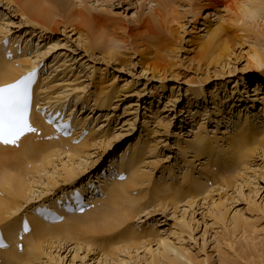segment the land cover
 <instances>
[{
	"label": "rangeland",
	"instance_id": "374dc122",
	"mask_svg": "<svg viewBox=\"0 0 264 264\" xmlns=\"http://www.w3.org/2000/svg\"><path fill=\"white\" fill-rule=\"evenodd\" d=\"M218 1L227 3L230 0ZM2 2L5 1H0V23L3 21L2 24L7 26L9 37L16 41L20 38L22 41L17 43H20L19 49L24 48L31 56L37 55L38 52L43 53L39 58L45 64L40 79L43 84L40 86L46 91L45 94H58L64 101L70 98V109L66 107L67 110H72L75 120L86 119L87 126L84 125L81 132L84 128L89 129V132L83 138L84 141L88 140L89 144L103 141L101 136L105 134L103 138H107L104 140L106 142L117 133L123 134L112 140L109 148L103 147V152L99 148L86 145L84 151L97 163L96 167L87 170L82 178H77V183L83 181L81 185L85 188L87 178L91 176L89 173L98 176L104 169L109 171V174L112 173V167L108 170L110 160L120 157L127 142L145 140L144 144L151 149L147 150L145 147L146 152L139 163L141 171L150 178V183L137 188L139 192L134 194L142 199L140 204L144 213L139 219L130 222L128 220L127 225L122 226L123 230L136 237L135 243L164 238L171 250L180 255L174 256V253H171L170 258H175L174 264H264V143L256 154L230 168H223L219 163L213 167L209 163L212 179L219 176L220 182L205 178L207 169L199 170V163L203 164V160H207L204 154L197 160L194 159L193 152L184 153L182 150L184 148L186 151L184 142L191 141L196 133L210 139L214 134L219 137L223 130L233 135L229 125L224 127V122L219 127L220 133L214 132L217 126L214 120L221 118L213 115L211 94L217 95L215 105L221 102L220 108L225 113L229 110L228 106L239 98L243 101L240 104L247 105L248 108L253 104L252 112L264 120V112H258L264 111V104L260 103L264 96L261 91L264 89V82L260 83V95L256 96L252 89L257 87L259 78L243 73L246 64L243 56L249 45H258L264 52V10L254 20L247 19L243 23L244 27L240 23H224L226 35L221 40L228 47V55L225 56L227 58L218 56L222 49L220 47L218 55L214 58L216 60L212 63L199 56V49H191L195 45V20L190 15L183 18L191 0H60L62 6L54 13L56 24L50 25L51 30L49 29L54 33L45 32L38 27L32 28L31 25L25 26L24 23L19 27L21 17L13 15V10ZM162 7L164 11H169V16H175L170 23H167L168 16L164 15V19ZM212 9L200 13L196 22L197 35H202L207 25L217 21L219 14L215 16ZM154 10L161 11L159 18L155 16L157 14ZM221 15L224 13L221 12ZM135 18L137 24L134 23ZM182 24L184 26L181 29ZM151 34H155V37ZM50 42H55L57 47L44 54L50 49ZM39 60L37 58L36 62L39 63ZM200 87L206 97L196 101L192 91ZM70 88H79L80 91L72 95ZM97 92L98 95L106 93L111 100L110 106L105 104L106 107L100 111L97 108L101 103L95 101ZM249 92L251 96L248 95ZM241 108L235 107L234 114ZM236 125L239 128L237 122ZM246 137L251 146L256 136L247 134ZM220 143L222 142H219V145ZM102 154L104 155L101 158ZM85 157L81 158L83 162ZM52 161L54 165L49 167L48 175H33V180L51 179V175L56 179L62 166L57 164L55 158ZM74 163H77L76 160ZM187 173L198 180L202 179L203 182L206 180L208 189H212L211 193L203 196L190 194L187 190L190 183L185 185L182 182V175ZM171 174L174 176H170ZM93 176L88 184L91 181L95 183L93 180L96 177ZM220 178L229 180L221 183ZM103 181L98 182L100 186ZM159 182L163 183V188L170 185L183 188L184 194L179 203L160 207V201L165 199V196L155 190L153 195L150 194L155 185L162 186L157 184ZM39 184L37 187H42ZM93 191V195L101 196L100 191ZM155 193L158 199L153 200ZM93 195L89 196L91 202L93 199H99ZM57 196V192L51 193L46 202ZM104 198L105 196H102L101 200ZM221 202L224 204L223 212L226 211L224 224L214 218L213 205ZM98 204L91 210L97 209ZM234 215L241 218L247 226V232L242 237L231 231L232 224H229V221ZM227 227L228 230L225 229ZM106 244H102L103 247L100 248L91 247L88 251L82 248L81 252L76 250L74 244L65 247L55 245L50 250V256L44 253L38 262L33 264H99L98 259L102 252L115 249V246ZM108 245L110 248L106 247ZM139 247L137 253L132 250L126 253L124 250L123 253L116 254L115 258L117 261L125 260L127 264H145L144 260L147 258L146 261H150L149 258L157 251L154 242L144 248ZM129 256L133 257L130 261ZM159 262L167 264L162 260Z\"/></svg>",
	"mask_w": 264,
	"mask_h": 264
},
{
	"label": "bare ground",
	"instance_id": "6f19581e",
	"mask_svg": "<svg viewBox=\"0 0 264 264\" xmlns=\"http://www.w3.org/2000/svg\"><path fill=\"white\" fill-rule=\"evenodd\" d=\"M0 1L6 2H2V4H5L7 7L11 8L13 10V15L18 16L19 18L21 17V20L18 24L19 27H21L24 23L25 26L31 25L32 28L38 27L40 29H44L45 32L54 33L52 31H49V29L51 30L50 25L56 24L54 13L56 11L58 12L62 6L60 0ZM213 7L214 9H212ZM161 9H163V7ZM208 9H212V11L214 10L215 16L217 15V13L219 14V16H217V21L207 25V29L202 35H197L198 28L196 26V22L198 21L200 13ZM166 10H162L164 12L163 17L164 15L168 16L167 23H170V21H173L172 19L175 16H169V11ZM263 10L264 0H230L227 3H222L218 0H191L188 11L183 15V18H185L186 15H190V17L194 18L195 20L196 33H194L195 35L193 36V42L195 43V45H193L191 49H199V56H201L206 61H211L212 63L214 60H216L214 58L218 55L220 47H222V49L219 51V53H221L218 56H227L228 47L226 46V43L221 40V38L226 35L224 23H240L244 27L245 25L243 23L247 21V19L254 20L255 17H257V15H259ZM150 11L152 13V10ZM154 12L157 14L155 16L159 18V14L161 11L154 10ZM221 12L224 13V15H221ZM2 22L3 21H1L0 23V85L1 83H8L9 81L17 78L18 75L28 72L31 67L37 65V58L39 60V58L43 56L42 52H38L37 55L31 56L30 53H28L24 50V48L22 49L21 47V53L18 54L19 45L17 43L21 39L18 38V40L16 41V39H13V37L10 38L9 31L8 29H6L7 26L2 24ZM134 23L137 24L136 18L134 20ZM183 26L184 24L180 26L181 29L183 28ZM154 35L153 37H155ZM149 37L152 38L151 36ZM80 38L82 37L80 36ZM3 41H5V44H3ZM24 43H26V40ZM113 45H115V43H113ZM48 46L50 47V49L46 50L44 54L56 48L57 44L55 42H50ZM157 48L158 47H156V49ZM6 50L11 51V59H6L4 57L3 53ZM221 57L220 59H222ZM243 57L246 60L243 73L249 75L253 74L259 78L257 87L252 89L254 91V94L256 93L255 95L258 96L260 95L258 94L261 88L260 83L264 82V52L258 45L253 44L249 45V48L244 53ZM41 82L40 84L38 83L39 85H37L35 88V98L42 99L37 95L39 92L41 93V95L44 94L42 96L43 100H47L48 105H51V111L55 108L56 105H58V109L60 112H64V106L70 109V98L64 101V99L59 97L58 94H56L57 96H54L55 94L48 95L49 92L45 94L46 91L42 89V86H40L43 84V81ZM38 88L41 89L37 91ZM69 91L72 92L73 95L76 91H80V89L70 88ZM261 91L264 92V89H262ZM192 93L194 94L193 98L196 99V101H199L206 97L204 94V90L201 87L197 90L195 89V91H192ZM248 95H250V92ZM211 96L213 102L212 104L214 105L213 115L217 118H221V120L219 119L218 121L214 120V122L217 124V126L214 128V132H219V130L221 129L219 127L224 122V127L229 125V129L232 130L233 135L229 131L223 130L221 132L222 134L219 137H216L214 134L213 138L210 139L205 138L204 135L201 136L200 133H196L194 134L191 141L186 143L184 142L186 151L181 147L184 153H186L187 151L193 152L194 159L197 160H199L198 158L201 156V154H204L203 156H205L207 160H203V164L199 163V170L207 169V173L205 174L207 175L205 177L207 179H212L211 170L208 168L209 163L213 167H216L218 165L217 163H219L223 168H230L237 162H242V160L250 158V156H252L255 152H258V150L264 143V120L261 117H258V114L252 112L254 109L253 104H251L248 108L247 105L244 106L240 104V102H243L241 101L242 99L237 98L234 103L228 106L229 110L225 113L220 108L222 104L221 102L215 105L217 95L211 94ZM250 96L248 97L250 98ZM65 98L67 97L65 96ZM254 100L255 102L257 101L256 99ZM95 101L101 103L99 104V108H97L100 111L106 106L109 107V103L111 100L106 93L104 94L103 92V94L98 95L97 92L95 94ZM260 103L261 105L264 104V96L263 98H261ZM105 104L106 106H104ZM235 107H243V109L241 108V110L234 114ZM71 112L72 110L69 113ZM70 115L73 114L71 113ZM79 119H84V121L78 120V118L77 120H75L74 117L73 121L75 123L76 132L69 136L68 139L59 138L58 141H54L49 138L46 140V133L41 137L35 138L32 136H27L23 138L18 144V149L0 148V230L3 232L5 238H7L10 242L9 249H7V251L0 252V264H33L34 262L39 260L44 253L45 255L50 256V250L55 245L58 247H65L68 244H74L77 251H80L82 248L87 249L88 251L91 247L96 246V248H100V246L103 247L102 244L106 243H108L110 247L111 245L112 247L115 246L113 247L115 249L105 250V252H102L100 255V259H98V263L127 264L125 260L117 261V259L115 258L117 257L116 254L121 252L123 253L124 250H126V253L131 250L137 253L140 248L139 246L144 248L145 246L152 245L153 242L157 245L156 249L159 253H157V251L156 253L159 255V257H156V253L152 254L151 258H149L150 261H146L147 258L146 260H144V262H146L145 264H160L159 261L161 260L167 264H174L175 258H170L171 253H174V256L180 255L176 251H173V249L171 250V246L169 245V243H167L168 241H165L164 238L158 239L156 241L145 240L143 242L135 243V240L137 241V239H135L136 237H133L129 231H125L122 228V226L126 224L128 220L130 222V220H134L136 218L139 219L144 213V208L142 207V204H140V200L142 199H139V197H135L134 194L139 192V190L137 191V188H142L145 184L149 185L150 183V178H148L146 176V173L142 172L140 169L141 167H139V163L142 161V157L146 152L145 147L147 150L149 149L144 144L145 140H142L141 142H138L136 140V142L133 143H125V149L122 148L123 150L121 151L122 153L120 152L121 155L119 158H117L118 160H110L111 165L117 163L114 165V167L116 168V172L112 175V181H109L110 179L108 178H104V181L97 180L99 183L100 181H103V184H101L102 186H100L101 197L99 199L92 200L95 201V203H99H97V209H95L94 211L89 209L83 215H70L61 213L63 215V221L60 223H48L42 220L40 216L38 217L36 214H34L35 206H42L43 201L46 202L48 199L47 196L51 193L54 194V192H57L58 194H61L65 191L70 190L74 186H78L79 184L84 183L83 181H79L80 183H77V178H82V175L87 173V170H91L96 167L97 163L96 161L91 160V155L87 151H84L87 146L91 148H99L103 152L105 150H103V147H105L106 149L109 148L111 146L112 140L118 139L119 135L123 136V134L117 133V135L113 136L111 140L105 142L104 140H106L107 138H103L105 134L103 135L102 132L101 137L103 141L89 144L88 140L84 141L83 139L82 142L74 145L72 143L73 140H77L81 137V130L83 129L82 127L87 124L85 123V118ZM236 122L238 123L239 128L236 125ZM247 134L250 136H256L254 138V143L251 146L249 142L246 141ZM90 137H92V135L89 136V138ZM86 142L89 145L86 144ZM219 142H222L220 143L221 145H219ZM64 148L67 151H65ZM103 155L104 154L101 155V158L103 157ZM84 156H86V160L83 162L81 158H83ZM123 157H125L126 159L124 160ZM53 158L58 161V165L62 166V168L60 169L61 172L60 174H58V177L55 179L52 178L51 175L49 177L51 179L39 178L38 181L33 180V175H41L43 173L44 177L48 175L47 173L49 167L54 165V162L52 161ZM64 159H66L65 162ZM75 160L77 162L76 164L74 163ZM120 161L121 163H119ZM52 170H54V168ZM121 173L124 174L125 179L118 181L116 176L120 175ZM90 174L91 176L89 177L92 178L94 174L89 173V175ZM170 176L174 175L171 174ZM182 178V182L185 185L190 183V187L187 189L189 192H191L190 194H199V196H203L206 193H211L212 191V189H208L206 180L204 182L202 181V179L198 180V178L191 176L189 173L182 175ZM218 178L219 176L214 177L212 180H217V182H220L218 181ZM170 179H172V177H170ZM220 179L221 183H226L227 180H229V178ZM87 180L90 179L87 178ZM107 180L109 182H107ZM231 180L232 178H230V181ZM166 183L167 182L164 181L165 185ZM38 184L42 187H37ZM157 184L161 183L159 182ZM161 185L162 186L155 185L150 192V194H152L155 190L157 193H161L162 196H165V199L160 201V207L164 208L165 206H171L173 204L179 203V199L184 194L182 192L183 188H175V185H170L167 188H163V183ZM157 193L154 194L153 200L158 199ZM102 196H105L103 201L101 200ZM44 198L46 199L44 200ZM213 206V208L215 209L214 218L219 223L222 222V224H224L223 222L226 215V211L223 212L224 204L221 202ZM22 216L26 217L31 232L23 237V241L21 242L23 250L19 252L15 248L16 244L14 243V239L16 233L18 232V229L20 228L19 224ZM240 217H242V214ZM182 222L183 219L181 221V225H183L184 223ZM229 224H232L231 231H233V234H239V237L244 236V233L247 232L246 224H244V221L236 215H234L230 219ZM225 229L228 230L229 227ZM145 243H147L148 245H146ZM120 244L122 245L119 246ZM109 245L106 247L108 248ZM48 249L49 252H47ZM152 251L154 252V250ZM153 255H155V257H153ZM132 258L133 257L129 258V261Z\"/></svg>",
	"mask_w": 264,
	"mask_h": 264
}]
</instances>
